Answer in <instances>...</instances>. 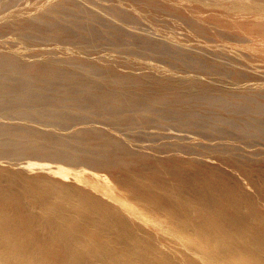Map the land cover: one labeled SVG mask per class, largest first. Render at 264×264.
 Here are the masks:
<instances>
[{
  "label": "bare ground",
  "instance_id": "6f19581e",
  "mask_svg": "<svg viewBox=\"0 0 264 264\" xmlns=\"http://www.w3.org/2000/svg\"><path fill=\"white\" fill-rule=\"evenodd\" d=\"M84 1L0 0V37L37 46L33 62L0 52V158L84 163L115 187L0 164V264H264V158L226 143L196 154L184 133L264 143V88L244 69L264 62V0ZM93 120L174 127L163 134L174 144L150 154L100 128L61 132Z\"/></svg>",
  "mask_w": 264,
  "mask_h": 264
},
{
  "label": "rangeland",
  "instance_id": "374dc122",
  "mask_svg": "<svg viewBox=\"0 0 264 264\" xmlns=\"http://www.w3.org/2000/svg\"><path fill=\"white\" fill-rule=\"evenodd\" d=\"M83 6H91L89 3H87L86 1L83 0V2H81ZM87 4V5H86ZM93 7V6H92ZM98 9V8H97ZM130 31L136 32V33H141V34H148L151 35L155 38H160L158 35H155L153 33V31L151 30H146L142 27H130L129 28ZM146 31V32H145ZM1 44H5V46H1ZM208 46L207 44L204 45ZM35 47H37L36 45H27L25 43H23L15 34L13 33H9L5 36L0 37V52H8V51H12V52H18V53H24L28 54L27 56V60L30 62H33L35 60V56H33V54L31 52H33V50L35 49ZM48 47V48H47ZM46 49H55L56 51H58L56 53L57 56H65V55H71L73 54L72 51L67 48L66 46L62 45V44H55V43H49L47 45H45ZM63 51L61 52L60 49ZM247 53V52H245ZM158 59L149 61L148 63L154 65L155 67L165 71V72H170V67L164 63V62H160L157 61ZM250 66L253 67L256 72H254L253 69L244 67V69L246 71H248L249 73H255L256 75H254L253 78H246L245 79V84H251L254 87H259V88H264V62L262 61H252L250 63ZM182 72H179V74L181 75ZM201 80H206L207 77H205L204 75H200ZM13 123H17V124H28L30 126H36L41 130H48L51 131L53 133H59L60 130L50 127L48 125H38L36 123L33 122H26L24 120H12ZM69 127H67L64 130H61V132L63 133H67V132H74V131H78L82 128H100L105 130L110 136L118 139L119 141L123 142L127 147H130L133 150H139L141 152H145V153H152L154 154L155 150H157V148L163 144V143H167V144H174V139L172 138H166L167 136L163 135L164 133H167L169 130L173 131L174 127H167L163 128V127H158L155 125H148V126H144V127H139L138 129L132 130V131H125V130H117L114 129L110 126H108L105 123H102L100 121L97 120H93L90 122H75L72 125H68ZM171 128V129H169ZM151 131H156V135L150 137V138H145V134L150 133ZM193 131V130H192ZM197 134H194V133ZM189 132V131H184V133L188 134L189 136L195 138V140H190L191 142L190 145L193 146V148H191V150H194V153L196 154H203V155H216L219 154L218 151H214L213 147H201L202 144L203 145H217V146H221V151L225 150L227 147L226 146H222L223 143L226 144H230L232 148H235L236 150L234 151L235 154H240V155H244L245 157H249L251 159H262L264 158V143L260 142L259 140H256L254 143L250 144V143H245L241 140L236 141H231L229 139H223V140H211L208 141L206 139H204L205 137L200 136L201 133L199 132ZM159 133V134H157ZM206 136V135H205ZM208 137V136H207ZM220 143V144H218ZM258 143V144H257ZM179 144H181L180 148L182 149H186V148H190L189 145H187L184 142H180ZM246 150H252V153H248ZM229 152H225V156L228 155ZM32 163L33 164H49V166H52L53 169L56 168H60L62 170H66V171H70L72 173H78L81 177H83L86 181H89V183H93L92 185H96L99 184L95 181V179H91L90 177H88L87 173H94V174H100V175H105L107 176V180L110 182L112 187H115V183L114 181L107 175V173L105 171H102L100 169H95L91 166H88L84 163H67L61 160H57V159H45V158H40L38 159V157H26V158H15V159H5V158H0V164L4 165L6 167H10V168H17L18 165L20 164H24V163ZM33 169L29 170L30 173L32 174H43L44 172H40L38 169H35L37 166L33 165L32 166Z\"/></svg>",
  "mask_w": 264,
  "mask_h": 264
}]
</instances>
